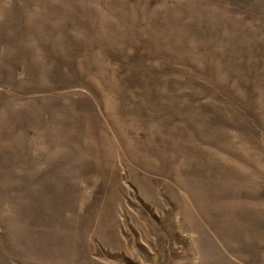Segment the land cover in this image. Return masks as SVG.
<instances>
[{
	"label": "rangeland",
	"instance_id": "1",
	"mask_svg": "<svg viewBox=\"0 0 264 264\" xmlns=\"http://www.w3.org/2000/svg\"><path fill=\"white\" fill-rule=\"evenodd\" d=\"M0 264H264V0H0Z\"/></svg>",
	"mask_w": 264,
	"mask_h": 264
}]
</instances>
